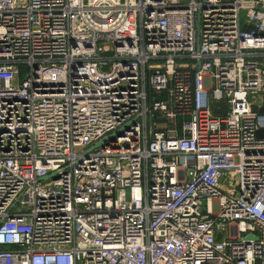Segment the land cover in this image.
<instances>
[{
	"label": "built area",
	"instance_id": "2783aa9c",
	"mask_svg": "<svg viewBox=\"0 0 264 264\" xmlns=\"http://www.w3.org/2000/svg\"><path fill=\"white\" fill-rule=\"evenodd\" d=\"M0 264H264V0H0Z\"/></svg>",
	"mask_w": 264,
	"mask_h": 264
},
{
	"label": "water",
	"instance_id": "95a60500",
	"mask_svg": "<svg viewBox=\"0 0 264 264\" xmlns=\"http://www.w3.org/2000/svg\"><path fill=\"white\" fill-rule=\"evenodd\" d=\"M119 132H120V130H117L114 133L110 134L109 136H112L114 134H118ZM109 136H107V137H109ZM106 139L107 138L105 137L102 140L95 142L91 147H89L87 149V152L92 151V149L95 148V147L101 146L105 142Z\"/></svg>",
	"mask_w": 264,
	"mask_h": 264
}]
</instances>
